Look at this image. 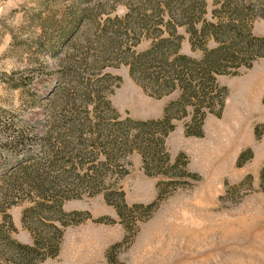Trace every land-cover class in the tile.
Listing matches in <instances>:
<instances>
[{"label": "rangeland", "instance_id": "374dc122", "mask_svg": "<svg viewBox=\"0 0 264 264\" xmlns=\"http://www.w3.org/2000/svg\"><path fill=\"white\" fill-rule=\"evenodd\" d=\"M224 2L0 0V237L8 241L0 242V264H15L13 243L34 245L30 229L54 237L55 248L34 264H264V58L238 76L217 77L227 97L219 118L205 117L201 137L185 135L191 108L172 120L160 153L167 176L151 174L150 167L146 173L136 151L114 154L112 165L120 168L99 171V178L76 170L107 161L98 125L113 138L131 140L142 130L135 123L161 120L178 98L177 92L148 96L115 61L100 74L91 70L89 61L110 48L113 33L138 25L152 31L168 21L183 39L180 53L199 59L190 35L178 27L188 19L179 15L195 10L197 27L216 23L212 11ZM248 23L253 36L264 39V18L253 13ZM122 37L118 44L126 43ZM150 44L143 38L132 51ZM212 48L208 42L206 49ZM96 88L99 98L89 94ZM171 114L181 116L179 109ZM76 131L83 146L74 140ZM20 136L23 146L13 151ZM61 140L70 142L68 150ZM44 172L63 183L57 200L63 214L54 208L38 215L60 219V235L35 228L28 212L42 201L29 193L27 178Z\"/></svg>", "mask_w": 264, "mask_h": 264}, {"label": "trees", "instance_id": "16d2710c", "mask_svg": "<svg viewBox=\"0 0 264 264\" xmlns=\"http://www.w3.org/2000/svg\"><path fill=\"white\" fill-rule=\"evenodd\" d=\"M224 1L221 10L212 11V17L216 23H204L197 27L198 20H194V18L200 12L195 10L183 11L179 15V20L188 19L186 25L179 23L178 27L184 26L185 31L190 35L191 51L193 53L199 52L201 54L199 59L180 53V45L183 39L177 35V24L172 27L170 22L163 20L153 25L152 31L147 27L138 25L137 27L126 28L123 35L113 33L115 37L114 42L109 46L110 48L104 47L103 51L100 50L98 57L91 58L89 66L91 70H97L98 74L108 67L105 65L106 62L115 61L128 67L129 76L148 96L161 99L177 92L178 98L176 102H171L165 107L161 120L135 123L142 130L131 140L126 134L123 135L121 141L113 138L109 129H100V125H98L97 129L102 131L97 140L101 139L104 142L107 161L95 167L94 165L88 166L87 169L85 166H79L76 170L84 171L87 177L99 178L96 176L99 171L108 172L112 166L117 169L120 168L112 165V163L115 164L113 161L114 154H121L126 157L136 151L142 158L146 173L151 170L150 167L156 171V173L151 174L167 176V173L163 171L165 162L163 157H160V153L163 151L165 137L174 130L172 120L186 117L187 108H191L193 113L190 127L186 128L185 135L199 138L202 136L201 128L205 117L208 114L217 118L221 116L227 90L224 87H219L216 82L217 77L238 76L241 69L249 70L256 60L264 58V39L254 37L248 23V18L253 13H258L260 18H264V1H258L260 6L253 0ZM252 4L258 6L257 11L252 9ZM164 27L166 30L162 29ZM163 34H166V37H162ZM122 36L125 37L123 40L126 42L123 45L117 42L118 39L123 38ZM100 38L101 36L98 40ZM143 38L151 41L149 49L141 53H134L133 48L137 47ZM195 40L201 45H197ZM208 42H212L214 48L206 49ZM106 77V75L102 76L97 82L106 79ZM89 94L99 98L101 93L96 88ZM176 109H179L181 116L174 118L171 112ZM127 122L129 121L126 120L120 125ZM189 128H193L192 130L195 131H190ZM81 136L77 132L76 139H74L79 141L77 144L79 146H83L85 142ZM14 139L12 150L17 151L19 147L23 146L25 139L23 136ZM60 142V145L68 150L70 142L67 140ZM78 157L80 158V153ZM49 168L52 169L50 165ZM43 174L33 173L28 178L26 177V187L30 190L29 193L42 201V203H36L28 212L33 213V226L35 228L44 226L53 234L60 235L61 232L56 226V224L64 226L60 219L52 216H39L38 214L42 213L44 209L52 211L54 208H56L57 214H63L62 202L57 201L62 193L60 190H64L63 183L49 177V172ZM20 190L17 189V192ZM45 203L50 204V206L46 207ZM2 205L3 203H0V209ZM10 205L12 204H9L8 207ZM30 233L34 242L32 247L13 243L17 258L15 259L16 262L14 261L15 264L40 263L46 260V252L55 248L53 245L54 237H51L50 232L37 236L33 229H30ZM0 242L7 245L8 241L2 236Z\"/></svg>", "mask_w": 264, "mask_h": 264}, {"label": "bare ground", "instance_id": "6f19581e", "mask_svg": "<svg viewBox=\"0 0 264 264\" xmlns=\"http://www.w3.org/2000/svg\"><path fill=\"white\" fill-rule=\"evenodd\" d=\"M256 96V95H255ZM256 100V99H255ZM252 106H253V104H252ZM238 109V108H237ZM241 109V108H240ZM240 109H239V111H240ZM252 111V110H251ZM245 112V111H244ZM240 113H241V111H240ZM252 113V112H251ZM261 113V112H260ZM239 114V113H238ZM262 114V113H261ZM243 115H244V113H243ZM251 115V114H250ZM236 117L238 116L237 114L235 115ZM241 116H242V113H241ZM245 116V115H244ZM247 117V116H246ZM238 118H239V116H238ZM229 119H231V118H229ZM227 122H229V121H227Z\"/></svg>", "mask_w": 264, "mask_h": 264}]
</instances>
